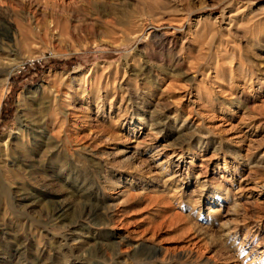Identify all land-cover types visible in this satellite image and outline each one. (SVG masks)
I'll return each instance as SVG.
<instances>
[{"label": "rangeland", "instance_id": "1", "mask_svg": "<svg viewBox=\"0 0 264 264\" xmlns=\"http://www.w3.org/2000/svg\"><path fill=\"white\" fill-rule=\"evenodd\" d=\"M2 51L0 138L45 111L59 148L0 264H264V0H0Z\"/></svg>", "mask_w": 264, "mask_h": 264}, {"label": "bare ground", "instance_id": "2", "mask_svg": "<svg viewBox=\"0 0 264 264\" xmlns=\"http://www.w3.org/2000/svg\"><path fill=\"white\" fill-rule=\"evenodd\" d=\"M5 58L7 55L3 54V51L0 52V64ZM9 73L10 71L5 72V81H7ZM30 117L26 120L22 119V115L18 117V127L13 140L9 139L10 135L0 138V193L3 195L9 192L14 184L18 186L20 191L25 190L27 182L19 181V175L22 168L27 167L26 160L40 144L50 146L54 150L53 152L59 148L56 143L54 144L52 134L49 133L46 112L42 111L37 118ZM28 194H25V199Z\"/></svg>", "mask_w": 264, "mask_h": 264}, {"label": "trees", "instance_id": "3", "mask_svg": "<svg viewBox=\"0 0 264 264\" xmlns=\"http://www.w3.org/2000/svg\"><path fill=\"white\" fill-rule=\"evenodd\" d=\"M5 102H6V99L3 100V104H2V108H1V114H3L5 112Z\"/></svg>", "mask_w": 264, "mask_h": 264}]
</instances>
